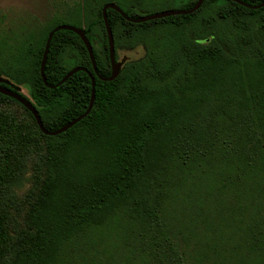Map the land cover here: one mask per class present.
<instances>
[{"label":"trees","instance_id":"16d2710c","mask_svg":"<svg viewBox=\"0 0 264 264\" xmlns=\"http://www.w3.org/2000/svg\"><path fill=\"white\" fill-rule=\"evenodd\" d=\"M108 8L116 47H144L112 64L103 0H76L37 30L0 32V76L29 90L44 126L31 237L7 264H264V0H204L190 14L137 22ZM192 8L197 0H172ZM131 2V3H130ZM110 4V3H108ZM114 4V3H113ZM140 10V11H139ZM79 23L90 40L53 34ZM74 67H83L64 80ZM8 243L0 218V252Z\"/></svg>","mask_w":264,"mask_h":264},{"label":"rangeland","instance_id":"374dc122","mask_svg":"<svg viewBox=\"0 0 264 264\" xmlns=\"http://www.w3.org/2000/svg\"><path fill=\"white\" fill-rule=\"evenodd\" d=\"M128 9L121 0H103ZM144 10L157 13L184 9L172 0L146 1ZM76 0H0V32H27L44 27ZM107 3V4H108ZM141 9V8H140ZM140 11V10H139ZM57 23L78 27L71 19ZM144 47L118 48L117 60L124 62L144 55ZM21 92L30 97L24 86ZM44 162V142L28 113L14 102L0 103V218L7 232L8 243L0 252V264H7L16 249L31 237L25 217L39 186Z\"/></svg>","mask_w":264,"mask_h":264},{"label":"water","instance_id":"95a60500","mask_svg":"<svg viewBox=\"0 0 264 264\" xmlns=\"http://www.w3.org/2000/svg\"><path fill=\"white\" fill-rule=\"evenodd\" d=\"M234 1L240 2L246 6H251V5L243 2L242 0H234ZM203 3H204V0H197L196 4L192 8H189V9H174V10L161 11V12H157V13H146L142 17H139L137 19H132V20L137 21V22H143V21L163 18L166 16H172V15H177V14H190V13H193L196 10H198L202 6ZM261 6H264V2H262L260 5H255V6H251V7L258 8ZM108 8H115L116 10L121 11L126 17H127V15L123 12V10L117 4L110 3V4L105 5L103 8V19H104L105 27H106L107 34H108L110 59H111V64H112V74L109 77V79L113 80L119 75V73L121 71V67H122V62H119L116 58L115 37H114V33H113L111 23L108 19V15H107ZM60 29L73 30V31L77 32L82 37V39L84 40V42H85V44L89 50V53L91 55V59L93 62V66L96 70V66H97L96 64L97 63H96V59H95L93 46H92L90 40L88 39L86 32L82 28L67 25V24H62L60 26H57L50 33L49 38L47 40L46 49H45V53H44L43 60H42V67H41V72H42L43 77H45V66H46V63L48 60V54H49V49H50V44H51L53 34L56 30H60ZM81 69H85V68L74 67L73 69H71L67 73V75L64 77V80H66L68 77L72 76L74 73H76L77 71H79ZM9 82H10V80L8 78L0 76V92L2 94H5L7 96L15 98L16 100L21 102L24 106H26L36 117L37 122H38L40 128L42 129V131L48 135H57V134H60L62 132L67 131L69 128H71L76 123H78L83 118H85L91 112V110L94 106V103H95L96 81H95V78L92 77V95H91V101H90V104H89L87 110L83 114L78 116L77 118H75V119L71 120L70 122H68L67 124L63 125L62 127L58 128L56 130H49L44 126L38 109L36 108V106L33 104V102L30 99H28L22 93L13 90L11 87L2 84V83L9 84Z\"/></svg>","mask_w":264,"mask_h":264}]
</instances>
